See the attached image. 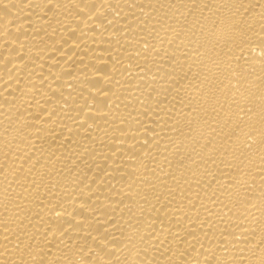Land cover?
<instances>
[{
  "label": "bare ground",
  "instance_id": "bare-ground-1",
  "mask_svg": "<svg viewBox=\"0 0 264 264\" xmlns=\"http://www.w3.org/2000/svg\"><path fill=\"white\" fill-rule=\"evenodd\" d=\"M0 264H264V0H0Z\"/></svg>",
  "mask_w": 264,
  "mask_h": 264
}]
</instances>
